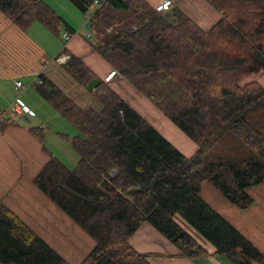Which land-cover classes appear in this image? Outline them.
<instances>
[{"label": "trees", "instance_id": "16d2710c", "mask_svg": "<svg viewBox=\"0 0 264 264\" xmlns=\"http://www.w3.org/2000/svg\"><path fill=\"white\" fill-rule=\"evenodd\" d=\"M67 1L85 16L86 31L100 36L88 41L117 78L197 146L185 156L110 82L100 80L89 92L99 109L82 108L37 75L32 92L77 132L59 133L78 156L70 169L44 146L47 128L28 129L48 155L32 185L91 239L92 248L75 264L169 257L130 245L143 223L178 250L170 257L263 261L202 189L207 184L246 211L254 204L248 191L264 183V88L242 83L264 71V0H205L220 15L209 30L179 8L159 14L145 0H106L98 7L94 0ZM0 12L24 33L35 23L61 40L77 33L45 0H0ZM61 54L69 55L63 70L83 89L97 77L66 47L54 59ZM66 260L0 199V264H71Z\"/></svg>", "mask_w": 264, "mask_h": 264}, {"label": "crops", "instance_id": "0c3cea01", "mask_svg": "<svg viewBox=\"0 0 264 264\" xmlns=\"http://www.w3.org/2000/svg\"><path fill=\"white\" fill-rule=\"evenodd\" d=\"M159 1L161 0H145L151 7H154ZM53 5L55 6V1ZM171 7L179 8L203 30H209L220 19V15L205 0H172ZM69 23L70 22H67V24ZM29 31L30 29H28L27 32L29 33ZM83 36H85V34H81V32L77 31L75 35L67 40L63 47H66L67 51L71 54L81 58L83 63L95 73L98 79L104 80L113 69L92 50L90 41ZM19 37L21 39H29L24 32L20 31L0 12V78L11 76L15 79L21 76H28L32 78L31 84L32 81L36 79L37 75L43 74L80 107L85 108L92 106L99 109L100 106L98 102L92 98L90 93L86 91V89H83L74 79L69 77L63 70L62 65L53 62L55 60V55L49 57L47 60L40 58L38 62L34 64L35 66H33V68L25 69L20 66L21 62L26 61L21 53H19L20 51L17 50L16 54L11 56L9 53H6V49L3 47L6 41L8 42V46L13 45L14 41L10 39L16 40L19 39ZM39 49L40 47H38V50ZM60 50H58L56 55ZM20 59L22 61H19ZM250 82H256L264 88V71L253 74L242 81L243 84ZM110 86L124 101L128 102L137 113H140L152 124L144 108L145 106H151L152 109L154 107L149 101L145 100L135 88L128 82L119 78L113 79L110 82ZM21 100L32 112H35V109L38 108L40 104L31 96H27ZM35 102L36 104H34ZM11 103L12 101L8 100L7 96L4 95V90H0V108L8 109ZM7 117H9V115ZM27 117H29L28 114L14 115L10 117L11 122L6 123L0 128V199H2L4 204L8 206L11 211L15 212L40 236L41 234L34 228V219L31 220L29 218L31 222L28 223L19 214L23 213L27 215V211H49L45 201L47 198L32 185L33 177L48 160V155L43 151L42 144L30 135L28 131L29 126H25L21 122V118ZM193 144L194 143H192V145ZM195 150L193 151L195 152ZM184 155L187 157L191 156V154ZM24 177L28 180L27 183H24ZM50 211H57V209H52ZM218 212L229 221L234 228L241 231L264 255V211ZM129 243L134 249L141 253H156V255L163 254L169 256L163 258L149 257L148 261L150 264H233L223 255L209 256V258L206 259L195 260L170 257L178 254V250L148 223H143L140 228L135 231ZM204 245L209 252H214V248L211 245ZM250 264H264V260L261 262L252 261Z\"/></svg>", "mask_w": 264, "mask_h": 264}, {"label": "rangeland", "instance_id": "374dc122", "mask_svg": "<svg viewBox=\"0 0 264 264\" xmlns=\"http://www.w3.org/2000/svg\"><path fill=\"white\" fill-rule=\"evenodd\" d=\"M51 7L54 8L64 20L70 22L69 24L81 32L86 33V29L83 27L84 17L81 12L77 11L72 4L67 0H45ZM55 1V6L53 2ZM61 9V11H60ZM29 39H10L14 41L13 45L8 46L7 41L3 44L6 49V53L14 56L19 50L22 57L26 60L21 62L20 66L25 69L33 68L40 58L47 60L49 57L56 55L58 50L63 47L64 40L55 38L53 34L48 32L41 24L35 23L32 25L29 33H25ZM88 40V39H87ZM100 36H94L90 40L93 43L99 42ZM25 45V46H23ZM38 47L40 49L38 50ZM9 48V49H8ZM30 51V52H28ZM39 52V53H38ZM35 55V56H32ZM19 61H22L21 59ZM58 63L56 59L53 61ZM117 77L113 78L116 79ZM111 79V81L113 80ZM20 81L22 85L21 91L15 89V81ZM32 78L28 76H21L13 79L9 77L0 78V90H4V95L8 100L15 101L18 98L24 99L27 96H32L38 101L39 107L35 109V112H30L29 117L21 118V122L25 126H43L46 129V141L45 146L63 162L68 168L74 169L78 161V156L74 150L70 147V144L61 139L59 133L75 136L76 130L73 129L62 117L39 98L30 87ZM110 81V82H111ZM23 92V93H22ZM147 105V104H145ZM154 107V106H153ZM145 111L149 116L153 126H155L166 139L180 149L186 155H192L193 150L196 149L195 143L192 145L190 139L181 133L169 120H167L159 111L154 107L145 106ZM14 114L9 113V117L0 120V128L6 123L11 122L10 117ZM191 143V144H190ZM27 179L24 177V183H27ZM203 194L207 202L212 205L218 211H239L226 200L211 186H203ZM249 194L253 197L254 204L246 211H264V183L257 187H252ZM46 199V198H45ZM49 211H27V215L19 213L20 216L28 223L31 220L34 221V228L42 236L50 246L57 249L71 264L78 263L92 248V242L89 237L84 234L71 220L63 214L59 208L52 204L49 200H45ZM57 211H50V210Z\"/></svg>", "mask_w": 264, "mask_h": 264}, {"label": "built area", "instance_id": "2783aa9c", "mask_svg": "<svg viewBox=\"0 0 264 264\" xmlns=\"http://www.w3.org/2000/svg\"><path fill=\"white\" fill-rule=\"evenodd\" d=\"M106 0H94L93 1V7H98L100 5L101 2H104ZM172 0H161L159 1L155 6H154V9L155 11L159 12L160 13H168L172 10ZM93 12L92 9L89 10V15H91ZM86 21L84 20V23H83V27L86 28ZM86 39L88 40H92L93 39V34L92 32H90L88 29L85 33V36H84ZM62 38L67 41L68 39H70L68 37V34L64 33L62 35ZM69 59V55L67 54H61L59 56V58L56 59V61L58 63L56 64H60V65H63L64 63L67 62V60ZM118 73L115 71V70H112L104 79L105 82H110L111 79L115 78V77H118L117 75ZM15 89H17V91H21L22 89V83L20 81H15ZM23 93V92H22ZM25 103L20 99H16L15 101H13L8 109H1L0 108V119L1 118H6L9 113H12L14 115H21V114H29L31 111L29 109V107L27 105H24Z\"/></svg>", "mask_w": 264, "mask_h": 264}, {"label": "water", "instance_id": "95a60500", "mask_svg": "<svg viewBox=\"0 0 264 264\" xmlns=\"http://www.w3.org/2000/svg\"><path fill=\"white\" fill-rule=\"evenodd\" d=\"M99 83H100V79L96 77L95 79L91 80L84 89H86V91L88 92H91L92 90L95 89V87H97Z\"/></svg>", "mask_w": 264, "mask_h": 264}]
</instances>
